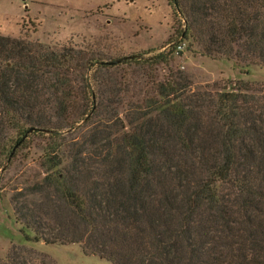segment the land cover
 <instances>
[{"label":"trees","instance_id":"obj_1","mask_svg":"<svg viewBox=\"0 0 264 264\" xmlns=\"http://www.w3.org/2000/svg\"><path fill=\"white\" fill-rule=\"evenodd\" d=\"M167 1L194 52L264 66V0ZM170 52L148 60L167 63ZM137 57L96 62L108 69ZM72 60L0 33V156L9 163L31 134L52 141L45 176L11 197L24 238L78 243L110 264H264V85L194 90L169 70L155 97L133 106L127 129L113 111L80 145L66 136L101 104L94 63ZM0 264L43 262L13 245Z\"/></svg>","mask_w":264,"mask_h":264},{"label":"rangeland","instance_id":"obj_2","mask_svg":"<svg viewBox=\"0 0 264 264\" xmlns=\"http://www.w3.org/2000/svg\"><path fill=\"white\" fill-rule=\"evenodd\" d=\"M182 24L167 0H0L1 34H26L29 39L64 53L68 59L71 57L72 64L83 57L94 63L88 75L95 102L101 104L100 113L94 123L80 122L81 126L66 136V141L80 145L113 111L127 129L133 106L144 105L146 99L155 97L157 84L167 77L169 70L184 74L194 90L216 92L237 81L264 85L263 65L236 63L226 58L215 60L194 52L179 33ZM159 51H171L167 63L148 60ZM132 55L140 57L98 69L99 61ZM74 95L81 108L78 87ZM91 103L87 100L88 110ZM50 145L48 135L31 134L9 163L7 154L0 156V258L13 245H24L43 264H110L97 255L85 254L78 243L27 241L15 221L11 197L17 189H26L42 180L45 167L41 164ZM84 146L86 152L91 150V145Z\"/></svg>","mask_w":264,"mask_h":264},{"label":"water","instance_id":"obj_3","mask_svg":"<svg viewBox=\"0 0 264 264\" xmlns=\"http://www.w3.org/2000/svg\"><path fill=\"white\" fill-rule=\"evenodd\" d=\"M113 62L115 63V62H116V60H114ZM32 130H33V129H32V128H30V129L28 130V132H29V131H32ZM28 132H27V133H28ZM27 133H25V135L22 137V140H23V139L26 137ZM16 146H17V145H16Z\"/></svg>","mask_w":264,"mask_h":264}]
</instances>
